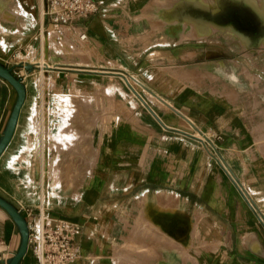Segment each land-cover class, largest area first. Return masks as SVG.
Instances as JSON below:
<instances>
[{
  "label": "crops",
  "instance_id": "0c3cea01",
  "mask_svg": "<svg viewBox=\"0 0 264 264\" xmlns=\"http://www.w3.org/2000/svg\"><path fill=\"white\" fill-rule=\"evenodd\" d=\"M96 1L59 42L48 0H0L26 87L0 196L81 225L69 264H264V0ZM16 99L0 77V138ZM20 242L0 206V264Z\"/></svg>",
  "mask_w": 264,
  "mask_h": 264
},
{
  "label": "built area",
  "instance_id": "2783aa9c",
  "mask_svg": "<svg viewBox=\"0 0 264 264\" xmlns=\"http://www.w3.org/2000/svg\"><path fill=\"white\" fill-rule=\"evenodd\" d=\"M47 15L51 22V31L56 41L61 42L78 19H87L99 10L96 0H48ZM80 38L87 37L84 29L77 30ZM41 37L36 35L35 38ZM46 37L44 51L48 52L49 41ZM49 37V35H48ZM45 65H49L45 63ZM50 66V65H49ZM44 67V65H42ZM134 79V78H133ZM136 80V79H135ZM29 247L39 264H69L80 256L78 235L81 225L63 218L51 219L43 212L29 210Z\"/></svg>",
  "mask_w": 264,
  "mask_h": 264
},
{
  "label": "water",
  "instance_id": "95a60500",
  "mask_svg": "<svg viewBox=\"0 0 264 264\" xmlns=\"http://www.w3.org/2000/svg\"><path fill=\"white\" fill-rule=\"evenodd\" d=\"M36 67L37 65L34 63L26 64V68L28 70H32L33 68H36ZM44 67L47 69L55 68V69H61V70H70L69 68H71L67 66L50 67L49 65H44ZM90 70H95V69H90ZM115 72H118L117 74H121L127 79V74L125 72L123 71H115ZM0 77L8 81L15 88L17 92L16 102L14 104V107L12 109L8 122L6 124V127L3 131V134L0 138V156H1L2 153L5 151V149L7 148V146L9 145V143L11 142L12 137L14 135L22 107L26 100V87H25L24 82L22 81V78L17 76L13 72L11 67L1 62H0ZM130 85L136 91V88L131 83ZM0 206L8 212V214L17 224L20 230V233H21V242H20L19 248L8 261V264H19L20 260L27 253L29 249L28 222H27L26 217L22 214V212L19 209H17L10 201H8L2 196H0Z\"/></svg>",
  "mask_w": 264,
  "mask_h": 264
},
{
  "label": "rangeland",
  "instance_id": "374dc122",
  "mask_svg": "<svg viewBox=\"0 0 264 264\" xmlns=\"http://www.w3.org/2000/svg\"><path fill=\"white\" fill-rule=\"evenodd\" d=\"M197 1H199L202 5H205V6H207V5H209V2L208 1H206V0H197ZM249 2H252L251 0H248ZM264 6V5H263ZM184 22H185V24H187V23H192V25H193V27L194 28H196L197 30H198V32L199 33H204V28H201V26H199V23L196 21H193L192 20V18L191 17H189V16H185V20H184ZM222 37V36H221ZM222 39L221 38H218V51H223V48H221L220 47V45H221V43H222ZM134 81V80H133ZM134 84L135 85H137V83L136 82H134ZM138 86V85H137ZM90 102H89V98H87V107H90V104H89ZM36 123H38V122H36ZM264 127V126H263ZM264 129V128H263ZM62 147V145L61 146H59V150H62L63 149V147ZM61 148V149H60ZM261 149H262V152H263V157H264V144H262L261 145ZM262 165L264 166V159L262 160ZM264 183V182H263Z\"/></svg>",
  "mask_w": 264,
  "mask_h": 264
},
{
  "label": "bare ground",
  "instance_id": "6f19581e",
  "mask_svg": "<svg viewBox=\"0 0 264 264\" xmlns=\"http://www.w3.org/2000/svg\"><path fill=\"white\" fill-rule=\"evenodd\" d=\"M10 4H11V3H10ZM16 4H17V2H16ZM18 7H19V6H18ZM16 8H17V7H16ZM24 8H25V7H24ZM26 8H27V7H26ZM25 10H26V9H25ZM6 11H7V10H6ZM6 11H5V12H6ZM11 14H12V13H11ZM23 14H24V13H23ZM13 15H14V14H13ZM4 18H5V17H4ZM21 21H23V20H21ZM16 23H17V22H16ZM19 25H21V24H19ZM214 25H215V24H214ZM33 63H34V62H33ZM51 66H52V65H51ZM86 66H87V65H86ZM129 78H130V77H129ZM133 78H134V77H133ZM136 80H137V79H136ZM129 81H130V80H129ZM134 87H135V86H134ZM63 129H64V128H63ZM66 129H67V128H66ZM199 129H200V128H199ZM70 131H71V130H70ZM87 134H88V133H87ZM82 135H83V134H82ZM79 136H80V135H79ZM76 137H77V136H76ZM73 141H74V140H73ZM65 142H66V141H65ZM61 148H62V147H61ZM61 148H60V149H61ZM93 149H94V148H93ZM92 153H93V152H92ZM89 155H90V154H89ZM91 155H92V154H91ZM76 160H77V159H76ZM74 162H75V161H74ZM83 162H84V161H83ZM75 164H76V163H75ZM66 167H67V166H66ZM54 171H55V170H54ZM56 171H57V170H56ZM52 172H53V171H51L50 174H52ZM58 174H60V173H58ZM58 174H56V176H57ZM84 175H85V174H84ZM84 175H83V176H84ZM57 178H58V177H57ZM57 180H58V179H57ZM132 255H133V254H132ZM129 257H130V256H129ZM129 257H128V259H129ZM132 258H134L133 260H136L138 257H135V256L132 257V256H131L130 259H132ZM135 258H136V259H135ZM160 261H161V260H160ZM144 262H145V261H144ZM147 262H148V261H147ZM123 263H124V262H123ZM126 263H128V262H126ZM129 263H130V262H129ZM135 263H137V260L135 261ZM140 263H141V262H140ZM145 263H146V262H145ZM133 264H134V262H133ZM138 264H139V262H138ZM141 264H142V263H141ZM146 264H147V263H146Z\"/></svg>",
  "mask_w": 264,
  "mask_h": 264
}]
</instances>
